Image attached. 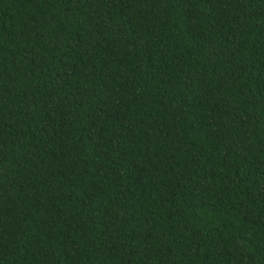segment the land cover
<instances>
[{"label":"trees","instance_id":"trees-1","mask_svg":"<svg viewBox=\"0 0 264 264\" xmlns=\"http://www.w3.org/2000/svg\"><path fill=\"white\" fill-rule=\"evenodd\" d=\"M0 264H264V0H0Z\"/></svg>","mask_w":264,"mask_h":264}]
</instances>
